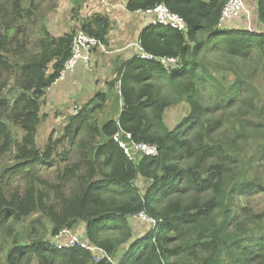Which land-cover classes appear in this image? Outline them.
Here are the masks:
<instances>
[{
    "label": "trees",
    "instance_id": "obj_1",
    "mask_svg": "<svg viewBox=\"0 0 264 264\" xmlns=\"http://www.w3.org/2000/svg\"><path fill=\"white\" fill-rule=\"evenodd\" d=\"M85 1L70 0L74 17H80ZM228 1L129 0L132 13L164 4L185 19L187 34L150 26L140 35L145 52L179 58L180 68L167 72L160 63L143 60L119 68L113 87L121 82V112L102 126L90 124L113 95L99 94L71 118L66 132L80 158L63 169L54 191L32 167L54 162V144L44 150L37 144L42 104L72 55L77 30L55 37L45 25L39 51L27 54L20 41L30 38L37 0H0V78L15 77L13 91L19 93L11 102L0 89V155H14L0 174V239L11 241L0 264H114V258L118 264H264V212L240 204L264 193V103L240 72L226 88L199 61L221 49L238 67L256 55L264 69V28H218ZM258 21L264 27V0L258 3ZM81 23L79 30L108 43V17ZM208 89L217 99L211 109L200 96ZM182 103L189 114L172 129L166 111ZM14 129L24 133L22 141ZM83 130L87 138L79 136ZM120 130L137 143L157 145L159 155L131 161L114 140ZM17 176L25 187L15 183ZM140 179L145 190L137 185ZM67 182L75 185L70 196L64 192ZM49 193L57 196L52 200ZM142 213L157 226L136 238L131 220ZM35 214L49 221L52 237L85 222L88 241L109 258L98 261L81 247L60 250L38 237L33 225L32 235L18 232Z\"/></svg>",
    "mask_w": 264,
    "mask_h": 264
},
{
    "label": "rangeland",
    "instance_id": "obj_2",
    "mask_svg": "<svg viewBox=\"0 0 264 264\" xmlns=\"http://www.w3.org/2000/svg\"><path fill=\"white\" fill-rule=\"evenodd\" d=\"M68 0H37V13H36V23L30 27V38L28 39H21L20 43L27 47V54L35 53L39 51L40 42L43 40V35L41 34L42 28L47 27L49 28L50 32L55 37H60L65 33L64 25H65V14H69L68 9L64 13V4L68 3ZM245 3V2H244ZM53 7V8H52ZM52 10V12H50ZM63 16L62 18H58V16ZM52 17L48 23V19ZM47 21V22H46ZM242 24H235L231 23L228 27H236L242 28L243 30H253L255 27L252 26V23L245 22L244 19L240 20ZM234 22V21H233ZM251 24V25H250ZM238 26V27H237ZM80 27L74 28L75 30ZM78 31V29H77ZM15 37V32L12 34ZM210 47H215L212 42H210ZM12 52L18 50V46L15 45L11 47ZM203 55V54H202ZM28 56V55H26ZM204 57V58H203ZM203 57L199 58V61L206 65L207 69L223 84L224 87L229 88L236 83V76L235 71H238L243 75L247 80L246 82L249 86L253 87L254 92L258 95L257 100L259 101L260 105L264 103V69L262 64H259V59L255 55L254 57L250 58L249 61H240V67L236 65V63L231 62L230 57H226L221 49H217L204 55ZM11 61H14V57L10 58ZM139 62V61H138ZM92 69V63H91ZM234 70V71H233ZM51 71V69H50ZM91 71V70H90ZM16 78L11 77V75L6 74L3 78H0V89L3 90V94L5 97H8L11 102H13L19 93H15L13 91L16 89ZM5 86L2 87L3 84ZM120 83V82H119ZM54 85V84H53ZM121 87V83H120ZM169 88L166 87L163 89L164 93H169ZM12 90V92H11ZM21 92V91H20ZM201 101L207 108H213L214 104H216V96L215 92L211 89L205 90L203 93L200 94ZM111 97V96H110ZM119 95L115 91V94L108 100V104H105L103 109H100L92 119L90 124H102L116 119L119 113L122 110L121 107V100L118 98ZM93 102V101H91ZM42 116L43 122L40 126V133L38 135L37 144L40 149H45V147L52 142L53 147L56 148L53 160L50 165H35L32 168H36V175L45 180L49 183L50 186H53L52 190L55 191L56 186L59 185L60 182V174L63 172L69 165H73L78 162L80 158V152L77 151L76 142H72L69 140L66 129L71 122V118L79 112V108H73V102L69 103L70 107L66 110L59 111L55 109L52 105V98L50 95H46L43 99L42 104ZM241 107V106H239ZM83 107H81L82 109ZM190 107L187 103H182L180 105H174L166 111L165 121L170 128H174L176 125L180 123V121L189 114ZM99 126V125H98ZM14 133L17 135L20 141H22L24 137V133L20 129H14ZM86 131L83 130L79 135L81 138H87ZM79 139V137L77 138ZM124 141L127 142V139L124 138ZM58 142V143H57ZM57 144V145H56ZM255 148L257 146H254ZM14 162V155H0V174L3 171L2 168L5 165H10V163ZM262 173L264 174V169H262ZM16 184L22 185L25 187L26 182L25 180L17 176L16 177ZM137 185L142 188L143 190L146 189V184L144 180L140 179L137 181ZM75 185L72 182H67V186L64 190L67 196H70ZM50 194V193H49ZM57 195L50 194L51 199L53 200ZM241 206H249L254 210L255 213H263L264 212V193H260L256 196L250 198H242L240 200ZM132 226L134 228L135 237H141L147 234L153 226L149 223L143 222L137 217L132 218L131 220ZM35 227V230L38 231V237H43L47 240L53 241V237L51 236L52 226L45 218H43L40 214H35L30 218L23 221L18 227L17 230L25 232L26 234L32 235V231ZM87 224L85 222H79L75 227L71 230V234L77 236L81 241L89 242L87 239ZM11 241L0 239V257H4V253H6ZM90 243V242H89ZM93 246V245H92ZM95 247V246H94ZM5 250V251H4ZM98 250V249H97ZM94 253L97 260L104 259V254L100 253L99 251H95ZM116 262V258L113 259ZM4 262V261H2Z\"/></svg>",
    "mask_w": 264,
    "mask_h": 264
},
{
    "label": "crops",
    "instance_id": "obj_3",
    "mask_svg": "<svg viewBox=\"0 0 264 264\" xmlns=\"http://www.w3.org/2000/svg\"><path fill=\"white\" fill-rule=\"evenodd\" d=\"M68 1L64 4L63 9L64 13L68 9L70 15L65 14V33L63 35L80 27L83 20L96 15L108 17L111 22V30L107 38L108 43L103 44V48L94 52L91 71L81 63L75 72L66 76L65 80L59 81L48 89L46 95H50L53 107L59 111L68 109L71 101L74 105L72 109H81V107L89 105L99 94L114 95L116 91L120 95L121 82L113 87L115 81L118 80V69L126 64L128 66L131 62L132 64L137 62L140 35L145 28L154 26L152 16L145 13H132L127 9L129 0H86L82 6L80 17L73 16V5L70 0ZM244 2L245 9L242 17L226 24L224 30H243L233 26L232 28L228 27L231 23H234V26L236 23L237 25L242 24L240 23L242 18L245 22L252 23L251 26L244 27V29L254 26L255 28L251 31L263 30L264 27L258 21L259 0H244ZM51 18L50 16L48 23ZM77 29L79 30V28ZM121 107H123V102H121Z\"/></svg>",
    "mask_w": 264,
    "mask_h": 264
},
{
    "label": "built area",
    "instance_id": "obj_4",
    "mask_svg": "<svg viewBox=\"0 0 264 264\" xmlns=\"http://www.w3.org/2000/svg\"><path fill=\"white\" fill-rule=\"evenodd\" d=\"M245 9L244 0H229L225 5L222 15L218 24V28L222 29L224 26L234 20H238L242 17ZM145 13L153 17L154 26L170 27L178 30L184 34L188 32L187 22L180 15L172 12L166 5L162 4L157 6L154 10ZM103 44L96 38L91 37L83 30L76 32L72 42V55L66 62L63 71L56 83L66 79L69 73L75 72L79 64H84L88 70H91V63L94 52L100 48H103ZM139 57L146 61L158 62L164 66L167 72H172L180 68L181 61L179 58L173 57H157L145 52L141 47L138 48ZM127 139V142L124 141ZM114 140L124 150L126 156L131 161H136L140 157H157L159 155V148L157 145H151L146 143H137L134 141L132 134H127L120 130L115 136ZM143 222L149 223L155 228L157 221L149 218L145 214H139L137 216ZM53 246L58 249H71L81 247L92 252L99 251L104 254L105 258H109L104 251L92 246L89 242L81 241L77 236L71 234V229H66L53 238L51 242ZM98 249V250H97ZM96 254V253H95ZM111 260V259H110ZM112 262H114L112 260ZM114 264H118L114 262Z\"/></svg>",
    "mask_w": 264,
    "mask_h": 264
},
{
    "label": "clouds",
    "instance_id": "obj_5",
    "mask_svg": "<svg viewBox=\"0 0 264 264\" xmlns=\"http://www.w3.org/2000/svg\"><path fill=\"white\" fill-rule=\"evenodd\" d=\"M79 31V30H78ZM140 47V46H139ZM138 47V48H139ZM137 52H138V50H137ZM137 58H138V60H143V59H141L140 57H139V52L137 53ZM143 61H146V60H143ZM149 62H151V61H149ZM56 84V83H55ZM54 238V237H53ZM50 242H52V241H50ZM92 245V244H91Z\"/></svg>",
    "mask_w": 264,
    "mask_h": 264
},
{
    "label": "bare ground",
    "instance_id": "obj_6",
    "mask_svg": "<svg viewBox=\"0 0 264 264\" xmlns=\"http://www.w3.org/2000/svg\"><path fill=\"white\" fill-rule=\"evenodd\" d=\"M60 36H62V35H60Z\"/></svg>",
    "mask_w": 264,
    "mask_h": 264
}]
</instances>
